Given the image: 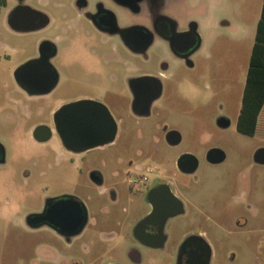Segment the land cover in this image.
Listing matches in <instances>:
<instances>
[{
    "label": "flooded vegetation",
    "instance_id": "flooded-vegetation-1",
    "mask_svg": "<svg viewBox=\"0 0 264 264\" xmlns=\"http://www.w3.org/2000/svg\"><path fill=\"white\" fill-rule=\"evenodd\" d=\"M13 1L7 24L17 6L27 5L25 0ZM180 2L70 0L67 4L62 0L60 23L41 11L45 23L39 26L36 15L24 10L16 18L23 30L8 24L20 35L39 37L34 53L12 70L15 88L3 95L6 114L17 124L33 121L31 136L37 144L46 146L57 140L79 173L82 163L87 167L95 186L86 196L63 192L47 197L39 210L27 215L26 222L32 230L44 228L68 246L87 226L95 230L99 240L112 246L103 263L104 253L83 245L91 257L88 264H211L224 248L218 241L226 238H233L234 249L246 243L256 255H264V225L258 223L264 221V204L251 177L239 171L222 175L221 183L212 186L204 184L198 173L202 165L214 167L226 160L224 151L210 154L211 149L220 148L208 145L201 153L182 150L173 163L157 150L139 149L141 160L137 162L113 151L128 123L137 128L136 138L152 144L176 146L183 141V134L168 118L170 106L161 103L175 93L165 84L174 68L172 61L194 68L192 56L201 45L197 24L183 23L176 14ZM50 29L57 34L47 36ZM156 45L162 47V54L153 56ZM83 48L89 53L86 58L79 54ZM131 58L146 67L154 60L157 68L134 73L131 67L136 62ZM25 62L26 66L19 67ZM71 76L75 85H90L92 92L73 100H55L57 86ZM74 102L79 104L65 108ZM222 119L227 117L216 119L219 127ZM196 140L202 145L210 143L205 135ZM92 150L99 152L98 157L88 156ZM7 153L0 140V165L6 163ZM254 161L264 164L255 157ZM109 167L117 180L126 183L131 178L137 185L108 184L105 169ZM194 187L220 188L198 200L193 198ZM118 242L123 244L124 256L115 254ZM47 249L48 257L57 253L54 247ZM71 263L85 264L77 259Z\"/></svg>",
    "mask_w": 264,
    "mask_h": 264
},
{
    "label": "rangeland",
    "instance_id": "rangeland-1",
    "mask_svg": "<svg viewBox=\"0 0 264 264\" xmlns=\"http://www.w3.org/2000/svg\"><path fill=\"white\" fill-rule=\"evenodd\" d=\"M61 1L24 2L48 12L55 23H60ZM64 1L67 4L70 2ZM262 2L182 0L176 14L183 23L191 20L197 24L201 45L192 56L196 63L194 68H187L179 60L172 61L174 68L165 84L175 93L168 95L167 99L165 97L166 102L161 103L170 106L168 118L183 134V141L176 146L165 142L152 144L148 140L136 138L137 128L128 123L124 125L122 138L113 151L123 153L137 162L141 160L139 149L157 150L173 163L176 154L182 150L201 153L202 147L217 146L226 153V160L214 167L202 165L198 173L203 183L216 186L221 183L222 175L245 171L257 188L259 201L264 204V164L254 161L255 151L264 148V106L253 135L240 133L236 129ZM14 5L13 0H6V5L0 6V140L8 149L7 161L0 165V264H72V259L88 264L91 257L84 252L85 244L92 250L104 253L101 259L105 263L109 259L106 251L112 244L99 240L95 230L88 226L83 235L68 246L44 228L40 232L32 230L26 222L27 215L39 210L47 197L63 192L86 196L95 186L89 181L87 167L82 163V172L79 173L78 166L68 162L69 154L58 145L57 140L46 146L37 144L29 133L33 121L17 124L6 114L3 95L15 88L12 70L25 57L34 53L39 37L20 35L8 26L7 15ZM67 8L72 13L70 5ZM46 34L52 36L57 31L50 29ZM151 53L153 56L162 54V47L156 45ZM79 54L83 58L89 56L84 48ZM131 60L136 62V67H131L134 73L157 68L154 60L147 67L138 59ZM84 80L89 83L87 76ZM91 90L90 85H75V78L71 76L60 82L53 98L73 100L90 94ZM219 115L227 117L230 122L227 127L217 125ZM201 135L208 137L210 143H199L196 137ZM98 154V151L92 150L88 156L94 159ZM105 171L108 184L121 180L110 173V167ZM127 181H120L121 186L129 187L128 184L135 183L131 178ZM219 188L194 187L197 191H194L193 198L205 200V194L217 192ZM95 205L98 203L95 202ZM258 223L264 225V221ZM218 242L220 245L223 243L224 248L213 257L211 264H264V255H256L249 250V244L242 243L234 249L233 238L220 239ZM122 245V242L117 243L116 255L124 256ZM49 247L57 250L52 257L47 255ZM233 251L234 257L231 254Z\"/></svg>",
    "mask_w": 264,
    "mask_h": 264
},
{
    "label": "trees",
    "instance_id": "trees-1",
    "mask_svg": "<svg viewBox=\"0 0 264 264\" xmlns=\"http://www.w3.org/2000/svg\"><path fill=\"white\" fill-rule=\"evenodd\" d=\"M6 0H0V6ZM264 106V0L256 26L251 48L246 81L236 129L238 132L253 135L257 129L258 118Z\"/></svg>",
    "mask_w": 264,
    "mask_h": 264
},
{
    "label": "water",
    "instance_id": "water-1",
    "mask_svg": "<svg viewBox=\"0 0 264 264\" xmlns=\"http://www.w3.org/2000/svg\"><path fill=\"white\" fill-rule=\"evenodd\" d=\"M29 11L30 13H34L36 15V17L38 18V21H37V25L41 26L45 23V16L44 14L37 10V9H34L32 7H30L29 5H19L17 6L13 12L11 13V15L9 16L8 18V24L11 28L15 29V30H23V28L21 27H18L17 25V22H16V18H17V15L20 14L21 11ZM28 64V62H25L23 63L21 66L19 67H24ZM79 104V102H74V103H70L68 106H66L65 108L66 109H69V108H74L75 106H77ZM229 120L228 119H222L220 125L222 127H227L229 125ZM95 144V143H94ZM93 144H87L86 146H91ZM222 152V150H219L217 148H213L210 150V154H213V153H220ZM254 157L255 159L258 161V162H261V163H264V148H260V149H257L255 151V154H254ZM223 157H217L216 160H221ZM81 219L79 220L78 222V225L81 224Z\"/></svg>",
    "mask_w": 264,
    "mask_h": 264
},
{
    "label": "crops",
    "instance_id": "crops-1",
    "mask_svg": "<svg viewBox=\"0 0 264 264\" xmlns=\"http://www.w3.org/2000/svg\"><path fill=\"white\" fill-rule=\"evenodd\" d=\"M32 129H33V126H30V128H29V133L31 134V132H32Z\"/></svg>",
    "mask_w": 264,
    "mask_h": 264
}]
</instances>
